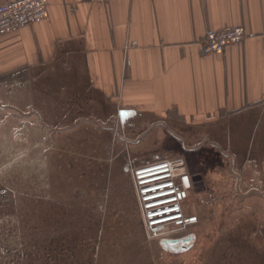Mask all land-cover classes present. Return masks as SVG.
Masks as SVG:
<instances>
[{
    "label": "crops",
    "instance_id": "0c3cea01",
    "mask_svg": "<svg viewBox=\"0 0 264 264\" xmlns=\"http://www.w3.org/2000/svg\"><path fill=\"white\" fill-rule=\"evenodd\" d=\"M237 27L241 44L202 53L207 34ZM2 82L14 85L17 113L42 116L60 138H99L81 154L96 168L115 136L133 148L130 168L183 157L156 140L143 146L152 132L165 129L188 152L202 138L225 167L207 177L186 160L194 187L220 184L252 213L244 227L264 231V0H49L43 22L0 37Z\"/></svg>",
    "mask_w": 264,
    "mask_h": 264
},
{
    "label": "rangeland",
    "instance_id": "374dc122",
    "mask_svg": "<svg viewBox=\"0 0 264 264\" xmlns=\"http://www.w3.org/2000/svg\"><path fill=\"white\" fill-rule=\"evenodd\" d=\"M2 85L0 264H264V231L244 227L250 219L244 216L252 213L237 211L239 202L226 190L231 191V182L224 185L226 191L210 182L194 187L185 212L196 216L197 224L151 240L131 179L135 153L129 143L124 146L114 133V144L94 154L100 164L96 168L94 162L81 161V154L91 155L99 138L82 143L67 134L61 139L43 124L42 116L17 113L14 85ZM158 133L155 139L153 132L144 136L142 145L156 140L155 145L178 151L207 177L216 178L224 170L223 154L202 138L188 152L180 138L176 141L165 129ZM59 148L80 153L53 152ZM190 235L195 240L188 251L165 250L159 243Z\"/></svg>",
    "mask_w": 264,
    "mask_h": 264
},
{
    "label": "built area",
    "instance_id": "2783aa9c",
    "mask_svg": "<svg viewBox=\"0 0 264 264\" xmlns=\"http://www.w3.org/2000/svg\"><path fill=\"white\" fill-rule=\"evenodd\" d=\"M48 3L49 0H14L0 5V37L43 22ZM245 38L240 27L211 32L202 42V53L222 54ZM130 174L149 239H161L170 231H184L197 224L198 218L185 212L194 185L183 159L147 162L131 167Z\"/></svg>",
    "mask_w": 264,
    "mask_h": 264
},
{
    "label": "water",
    "instance_id": "95a60500",
    "mask_svg": "<svg viewBox=\"0 0 264 264\" xmlns=\"http://www.w3.org/2000/svg\"><path fill=\"white\" fill-rule=\"evenodd\" d=\"M194 240V236L190 235L182 239H164L159 243L165 250L184 252L193 246Z\"/></svg>",
    "mask_w": 264,
    "mask_h": 264
},
{
    "label": "flooded vegetation",
    "instance_id": "af4514ba",
    "mask_svg": "<svg viewBox=\"0 0 264 264\" xmlns=\"http://www.w3.org/2000/svg\"><path fill=\"white\" fill-rule=\"evenodd\" d=\"M177 239H182V238H177ZM179 246V245H178Z\"/></svg>",
    "mask_w": 264,
    "mask_h": 264
},
{
    "label": "trees",
    "instance_id": "16d2710c",
    "mask_svg": "<svg viewBox=\"0 0 264 264\" xmlns=\"http://www.w3.org/2000/svg\"><path fill=\"white\" fill-rule=\"evenodd\" d=\"M91 247H93V242H92V246Z\"/></svg>",
    "mask_w": 264,
    "mask_h": 264
}]
</instances>
